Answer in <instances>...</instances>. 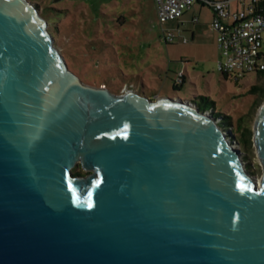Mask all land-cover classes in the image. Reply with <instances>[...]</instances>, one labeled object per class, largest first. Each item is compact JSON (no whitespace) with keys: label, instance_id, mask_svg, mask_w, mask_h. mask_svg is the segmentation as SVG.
Wrapping results in <instances>:
<instances>
[{"label":"water","instance_id":"obj_1","mask_svg":"<svg viewBox=\"0 0 264 264\" xmlns=\"http://www.w3.org/2000/svg\"><path fill=\"white\" fill-rule=\"evenodd\" d=\"M219 121L84 84L36 7L0 0V264H264V104L258 182Z\"/></svg>","mask_w":264,"mask_h":264},{"label":"rangeland","instance_id":"obj_2","mask_svg":"<svg viewBox=\"0 0 264 264\" xmlns=\"http://www.w3.org/2000/svg\"><path fill=\"white\" fill-rule=\"evenodd\" d=\"M28 1L47 22L54 46L69 70L84 84L104 86L115 95L129 89L149 100L178 98L202 110L212 108L221 114L218 119L228 116L231 141L240 151L246 171L260 180L262 167L255 148L253 144L249 151L241 148L235 127L240 118L252 131L264 96L250 94L249 88L264 87V77L248 74L239 80L224 79L217 71L219 52L211 45L210 8L193 5L190 13L197 23L180 24V20L161 25L153 0ZM192 31L196 32L194 40ZM170 33L173 41L165 42ZM179 72L184 74V82L175 90ZM78 169L86 175L79 165L72 172Z\"/></svg>","mask_w":264,"mask_h":264},{"label":"built area","instance_id":"obj_3","mask_svg":"<svg viewBox=\"0 0 264 264\" xmlns=\"http://www.w3.org/2000/svg\"><path fill=\"white\" fill-rule=\"evenodd\" d=\"M153 3L161 25L180 21L195 3L207 6L213 12L210 28L216 33L217 71L234 80L264 73V0H153ZM164 40L172 42L173 34ZM182 78L183 73L179 72L176 82L181 83ZM225 130L232 133L230 127Z\"/></svg>","mask_w":264,"mask_h":264},{"label":"trees","instance_id":"obj_4","mask_svg":"<svg viewBox=\"0 0 264 264\" xmlns=\"http://www.w3.org/2000/svg\"><path fill=\"white\" fill-rule=\"evenodd\" d=\"M259 77H264V73H259L257 74ZM222 77L225 79L227 78L226 75H222ZM183 78H182V82L181 83H175V85L173 86V88L175 90H177L182 84H183ZM249 93L250 94H260L261 97L264 96V87H261V86H251L249 88ZM201 100L203 102H207V99L204 98V97H200ZM199 108V107H198ZM200 111H207V109H201L199 108ZM212 113V115L215 117V118H218L221 114H218V113H215L214 110L211 108L209 109ZM219 124L227 129L228 127L231 128V124H230V120H229V117L228 116H224L222 119H220L219 121ZM235 130L236 132L238 133V143L239 145L241 146V148L244 150V151H249L251 148H252V131L249 129V128H246L242 125V119H238L237 123H236V127H235ZM231 132L233 133V130L231 128ZM73 175H81V172L80 170H75L74 172H72ZM82 176V175H81Z\"/></svg>","mask_w":264,"mask_h":264},{"label":"crops","instance_id":"obj_5","mask_svg":"<svg viewBox=\"0 0 264 264\" xmlns=\"http://www.w3.org/2000/svg\"><path fill=\"white\" fill-rule=\"evenodd\" d=\"M214 1V0H213ZM197 4H199L200 6H205V5H203V4H201V3H197ZM194 5V4H193ZM193 5L186 11V12H184V14H183V16L181 17V23L180 24H182V22H185V23H187L188 21H191L192 23H197L198 22V19L197 18H194L193 17V15L190 13L192 10V7H193ZM212 11V10H211ZM183 18V19H182ZM193 19H196L197 20V22H193ZM211 19H213V12H212V16H211ZM183 20V21H182ZM180 22V21H179ZM211 22H212V20H211ZM210 22V23H211ZM210 23H209V27H210ZM200 29L201 28H199V31H200ZM210 30H211V28H210ZM212 31V30H211ZM212 34H213V37H212V39H211V45L212 46H215L216 47V33L214 32V31H212ZM195 37H196V32L195 31H192L191 32V38H192V40H194L195 39ZM216 49H217V47H216ZM219 60V59H218ZM183 81H184V74H183Z\"/></svg>","mask_w":264,"mask_h":264}]
</instances>
